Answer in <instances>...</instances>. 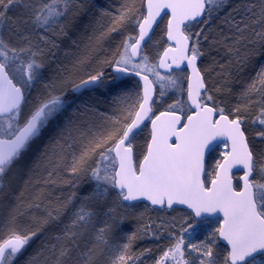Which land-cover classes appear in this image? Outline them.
<instances>
[{
  "label": "snow or ice",
  "instance_id": "1",
  "mask_svg": "<svg viewBox=\"0 0 264 264\" xmlns=\"http://www.w3.org/2000/svg\"><path fill=\"white\" fill-rule=\"evenodd\" d=\"M226 3L227 0H147V15L136 17L134 21L139 28L135 43H129L132 37L125 39L123 50L114 62L108 58L96 60L101 42L116 32L119 25L132 19L134 9L122 5L117 10L119 14L113 17L112 25L99 35L89 36V44L75 54L70 64L57 63V69L49 79L45 69L56 61L60 49L53 37L67 36L73 21L95 9L96 5L92 0H0V216L4 218L0 229H7L6 233L0 232V264H14L33 238L53 225L60 226V231L46 236L25 264H128L139 258L127 255L134 237L130 236L129 243L124 244L121 253L115 256L108 255L116 247L110 244V239L118 227L117 210L131 211L136 207L133 202L140 200L162 210L186 205L192 214L181 232L189 235L203 218L222 213L219 227L209 236L212 244H215L216 233L226 241L229 250L223 264H264V183L250 179L258 172L264 180V148L257 150L250 144L241 116L229 118L225 114V109L209 94L197 67L198 57L204 54L199 47L201 37L210 46L222 44L227 53L234 56L237 65H247L256 57L264 56V0H243L233 9L239 19L229 13L226 22L232 34L222 40H209L208 35L199 31L194 34L197 39L190 44L192 36L185 31L200 20L204 25L209 24V19L204 17L210 18ZM164 9L171 12L168 39L176 41V48L166 52L178 53V57H173L177 68L182 61H187V67L191 69V75L187 77V103L195 111L187 116V123L177 127L181 117L175 114V109L180 107L183 111L186 103L177 99L168 105V111L152 119L151 141L137 169L133 157L134 130L150 118L155 103L153 85L156 81L142 71L153 73L157 81L167 79L170 84H176L175 80L156 72L154 66H148L145 63L147 56L142 57L141 63H133L132 59L140 54L141 41L148 36ZM98 11L97 22L110 15L105 9ZM189 51L190 55L187 54ZM69 55L71 53L65 52V56ZM94 60L96 66L89 70ZM105 66L112 67L115 75L106 77ZM160 66L171 67L164 59ZM129 73L143 81L142 95L123 88V80ZM113 89L117 90L114 99L121 105L134 97L133 103L121 107L123 119L99 112L96 108L98 98L95 103L91 102V96L81 100L86 93L95 95L98 91L111 92ZM33 90L36 95L29 100ZM69 92L73 94L71 99ZM255 92L261 94L260 102L264 103V65L242 95L247 97ZM164 95L161 90L160 96ZM205 100L213 101L212 105ZM27 104L31 107L25 113ZM240 111V106L233 109L234 113ZM161 117H167V120L159 123ZM109 120L114 125L111 129L105 127ZM258 123L261 128L256 136L264 143V107L260 109ZM115 125H122V129ZM49 132L45 143L44 137ZM170 137H175L174 142H169ZM219 138L230 142L231 151L222 153L224 162H216L215 178L211 181L212 186L207 187L201 179L205 156L216 150ZM109 143L112 146L106 147ZM40 144L43 149L31 163L25 179L23 169L18 165ZM68 150H71L70 162L65 155ZM94 156L98 158L95 166L90 167L89 161ZM234 165L243 168L241 191L233 189L228 176ZM61 168L72 176L86 173L93 182L91 191L82 198L79 206L74 205L75 191L66 199L57 197L55 203L51 200L43 203L49 185L77 187L72 181L60 178ZM37 170L46 175H35ZM19 181L23 182V187L17 193L15 184ZM29 188L35 192L31 200L25 202L22 197ZM72 207L75 211L69 215ZM33 208L42 209L44 215L33 214L31 219L38 226L21 230L17 226L18 218ZM65 216H69L67 222L62 219ZM100 217H104L103 226L97 228ZM123 219L121 216V223ZM169 236L174 243L155 264H165L167 259L174 264H196L191 253L196 254L198 264H217L211 244L189 242L186 246L189 255L186 256L184 235L177 238L169 232Z\"/></svg>",
  "mask_w": 264,
  "mask_h": 264
},
{
  "label": "trees",
  "instance_id": "2",
  "mask_svg": "<svg viewBox=\"0 0 264 264\" xmlns=\"http://www.w3.org/2000/svg\"><path fill=\"white\" fill-rule=\"evenodd\" d=\"M92 3L96 5L95 9H90L86 14H83L77 17L73 21V27L69 29V34L67 36H54L53 39H56L57 43L60 45V49L57 53V59L54 62L49 64V67L52 69L50 74L45 73L47 78H51L54 75L55 70L57 69V63L60 64H70L72 58H74L75 54L84 49V46L89 44V36L99 35L100 32L106 31V29L112 25L113 17L118 15V9L121 8L122 5H128L134 9L132 19L125 21L122 25H119L116 32L110 33L107 38H105L100 45V49L98 55L96 56V60L108 58L110 54L115 51L117 56L120 55V52L123 50V41L128 37H132L129 40V43L133 42L136 34H137V25L134 23L136 17H142L144 14V0H92ZM243 3V0H227V3L221 8L214 11L211 17L205 16L204 19H209V24L204 25L202 20L198 23H193L196 26L200 25L196 30L195 27L193 29L185 28V31L190 33L192 36L191 42L195 41L197 37L194 35L196 32L203 31L206 35L209 36V40H222L224 36H231V31L229 28V24L226 22L229 19V13H232L239 19V15L233 12V9L239 7ZM107 10L110 15L104 16L102 19L97 22V17H99L98 9ZM9 15H14V13H9ZM192 24V25H193ZM51 35V33H49ZM157 36L158 44H156L154 49H151L150 46L146 43L143 45L141 50V56L147 55L151 60H156L157 56L161 52V50L166 46L167 41L165 39V18L162 19L158 25L155 27L152 36ZM151 36V37H152ZM73 41H76V44H73ZM200 50L204 54L198 57V67L202 72L204 80L206 82V87L209 90L213 86L215 89L219 88L217 91L220 93L218 95L217 102H221V106L224 105L225 102L230 101L228 104L225 103L222 106L225 109V112L228 113L230 117H235V115H239L243 118V123L250 127L249 131H246V135L249 139L250 144L253 146L254 140L260 139L256 136V132L260 130L261 126L258 123V117L261 107H264V103L261 101V94L259 92L251 93L249 96L245 97L242 93L245 92L248 85L252 83L253 79L256 77V73L260 70L261 66L264 65V56H258L247 65H237L234 56L227 53V49L222 44H215L210 46L209 42L204 41L203 38H200ZM77 45L79 47H77ZM93 46L95 43L93 42ZM65 52L71 53L69 56H65ZM146 53V54H145ZM109 59V58H108ZM114 62L116 58H111ZM206 60V61H205ZM204 61L207 62L206 66L203 67ZM231 61V64L228 62ZM203 62V63H202ZM226 65V67L221 68L220 65ZM96 66V61H93V65L90 67ZM110 66H105L104 71L106 77H110L115 75L110 71ZM207 69V71H206ZM219 74L218 81L215 80V77ZM212 76V77H211ZM211 77V78H210ZM177 78L180 79L181 83V91L176 95H172V103L173 100L183 99V76L177 75ZM78 82V81H77ZM123 88L126 91H130L133 93H140V85L138 80L129 75L126 76L123 80ZM117 90L113 89L111 92L105 90L102 93L97 92L95 95L91 93H86L84 96H81V100H88L91 96V102L95 103L97 98L99 103H96V108L99 112L104 113L106 116H111L118 119H123L121 114V107L127 106L134 102V97L125 102L124 105H121L117 102L114 97L116 95ZM33 94L31 96L36 95L35 90L32 91ZM72 93H68V98H72ZM35 97V96H33ZM186 100V98H185ZM251 100V103H249ZM186 102V101H185ZM187 106V103H185ZM237 106L241 107V111L239 113H234L233 109ZM188 111V107H186ZM231 111V113H230ZM68 115V113H66ZM63 122V119H61ZM113 123L111 120L105 123V127L111 129L113 127ZM115 127H121L122 125H115ZM51 133H46L44 137V142H47L48 136ZM122 134V131H121ZM149 138V129L148 126L145 125L134 137V143L136 144L137 140H141L143 144L144 151ZM135 150L137 154L136 145ZM262 148H264V143H262ZM112 143L106 145V147H111ZM43 149V144H40L38 148H36L29 156L21 161L18 167L23 169L24 178H27V170L31 166V163L34 161L36 156L39 155V151ZM77 152L79 151V146H76ZM140 154V152H139ZM67 157V161L71 160V150H68L65 153ZM113 155V154H112ZM137 156V155H136ZM141 156V154H140ZM138 157V156H137ZM98 156H94L89 161V166L94 167L95 161ZM139 158V157H138ZM15 171V169H14ZM35 175L44 176L46 173L42 170H37ZM60 178L72 181L77 185L76 188H73L71 184H57V185H49L45 191V200L43 203H47L48 200L56 202V198L59 197L61 200L66 199L73 191L76 192V197L74 198V205L79 206L81 200L84 196H86L93 187V182H91L86 173H81L79 176L70 175L64 168L60 169ZM253 179L260 180V182L264 183V180L260 179V174L257 172ZM23 187V182L19 181L15 184L16 192L19 193L21 188ZM35 189L29 188L25 191L22 199L27 202L31 200L34 195ZM51 193V195H49ZM113 195H115L113 193ZM10 203H15L14 201H10ZM111 203V201L109 202ZM136 205L135 209L125 212L123 209L117 210V224L118 227L115 228L111 239L110 244L115 245L111 251L108 252L109 256L119 255L122 251V246L126 243H129V237L133 236L134 238L130 242V248L127 252V255L133 256L134 258L139 257L138 259H134L129 261L128 264H155L156 260L159 259L162 255V251L167 249L174 240L169 236V232L174 233L177 238L184 233L181 232L182 227H186V221H188L189 215L191 213L183 208L174 207L173 209H164L167 213V216L172 221H169V227H165V231H160L157 223L158 213L160 210L154 209L150 207L148 204L143 202L134 203ZM72 211H75V207L70 208L69 215ZM180 211L183 213L180 216ZM178 212V213H177ZM35 214L37 216H43L44 212L42 209L33 208L25 213V215L20 216L17 220V226L21 230H28L30 228H35L38 226L37 223L33 222L31 219L32 215ZM123 216V222H120V217ZM69 216H65L62 219L64 222L68 221ZM104 217H100L96 222V227L103 226ZM4 218L0 216V224H3ZM190 222V221H188ZM157 224V226H156ZM147 226V228H145ZM6 227L0 229V232L6 233ZM60 226L53 225L49 226L45 229L44 234L38 235L33 238L30 245L27 247V250L24 252L22 256H19L15 259L14 264H25V261L28 258L35 254V252L40 248L41 242L45 239L46 236H50L53 233L59 232ZM150 232L152 234H150ZM160 238L157 239L156 237ZM206 242V241H204ZM215 242L217 240L215 238ZM219 244V243H218ZM83 247V242L81 243ZM145 249H149L150 251L144 252ZM144 253L141 255V253ZM214 257L217 262L223 264V258L227 254L226 250L217 249L213 250ZM167 264V263H166Z\"/></svg>",
  "mask_w": 264,
  "mask_h": 264
},
{
  "label": "rangeland",
  "instance_id": "3",
  "mask_svg": "<svg viewBox=\"0 0 264 264\" xmlns=\"http://www.w3.org/2000/svg\"><path fill=\"white\" fill-rule=\"evenodd\" d=\"M194 27L197 30L198 27H200V25H197L196 26L195 24H193L191 27H188V28L189 29H193ZM157 40H158L157 39V36L153 35L150 38L149 42H147V44L150 46L151 49H154L155 46H156V44H158V41ZM144 56H147V55H144ZM142 57L143 56H141L138 60L133 61V63H141L142 62ZM108 58L109 59H111V58L118 59L119 56H117L115 54V51H113ZM205 61H204L203 67H207L206 64H207L208 61L207 62H205ZM145 63L148 66H154L155 71L156 72H159L157 70V68H156V60H151V58H148V60ZM90 69H91V67L89 68V70ZM51 71H52V69L48 65V67L45 69V73L47 72V74H50L48 72H51ZM142 73L148 75L151 78V80L156 81V83H154L155 88H156V94H155V100H154L155 103L153 105V111L154 112H158L160 110H167L168 109V105L169 104H172V99H173L172 95L173 94L176 95L177 93H180V91H181V83H180V79L177 78V75L183 76V84H182L183 99H184V101H186L185 100V98H186V73H185V71L173 72V73H170V74H163V73L159 72L161 76H163V77H170L171 79L175 80L176 81V84L175 85L170 84L167 79L164 80V81H157L156 80V76L153 73H151V72H143L142 71ZM214 77H215V80L218 81V79H219L220 76H219V74H217ZM17 79H19L18 74H17ZM161 84L164 85V88L163 89H161ZM213 85L214 84H212V86L208 90V92H209L210 95H212L214 97V100L217 102L218 95L220 93H218L216 91V89H215V87ZM161 90H163L164 93H165V95L163 97L160 96ZM33 96H35V95H33ZM33 96H30L29 97V100H33L34 99ZM173 102H174V100H173ZM229 102L230 101L225 102L227 104L226 105L227 107H228ZM205 103H207L209 105H212L213 101H207V100H205ZM218 103L221 106V102H218ZM225 103H224V105H225ZM224 105H222V106H224ZM30 107H31L30 104L25 105V108H24L25 113H27V111L30 109ZM186 107L187 106L183 105V108H184L183 111H180V107H177V109H175V111H178V112H180L182 114H185ZM230 113H231V111H230ZM225 114H228V113L225 112ZM129 121H128V123H129ZM117 126H119V125H117ZM243 127L245 128L246 131H249L250 130V127L248 128V126L245 125L244 123H243ZM132 143L135 144L134 143V139L132 140ZM135 145H136V149L138 151L136 155L139 157L138 158L136 156L135 157V160H136V162H138L143 157V154H144L143 145H145V143L143 144V142L141 140H137V142H136ZM262 146L263 145H262V142H261L260 139L254 140L253 147H255L257 150H259V149L262 148ZM133 149H134V151L136 153V150H135V146L134 145H133ZM139 152H140L141 156H140ZM226 152H227V145L225 143H222V144H220L216 148V150L214 152H212L209 155V159L207 160V166H206V176H205V180L206 181H208L213 176L214 170L216 169V162L219 161L223 157L222 153H226ZM158 210H160V213H158V215L160 217L156 218L157 219V223L159 225H162L163 224V225H165V227H169V225H170L169 224L170 223L169 221H172V220L169 219L168 217H166L167 216V213L165 211H162V209H158ZM179 214L181 216L183 213L180 211ZM219 224H220V220L217 219V218L216 219L203 218L200 221L199 226L194 231H191L190 230L191 231V235H189L187 233H184V238H185V245H184V247H185V251H186V256L189 255V252H188L187 247H186L189 242H191V243H200L201 241H206L205 243L211 244V246L213 247V250H217V249L223 250L224 247L221 244H218L219 241L217 239V233L215 234V237H214V239L216 238V240H217V243L215 242V244H212V238L209 236V234L215 228H218ZM156 226H157V224H156ZM165 227H159V230L160 231H165V229H164ZM166 250L167 249H164L162 251V255H163V252L166 251ZM190 255L193 258L196 259V264H198V258L196 256V254L195 253H191ZM166 263L167 264H174V262L171 261L170 259H167L166 260ZM217 264H220V262L219 263L217 262Z\"/></svg>",
  "mask_w": 264,
  "mask_h": 264
},
{
  "label": "water",
  "instance_id": "4",
  "mask_svg": "<svg viewBox=\"0 0 264 264\" xmlns=\"http://www.w3.org/2000/svg\"><path fill=\"white\" fill-rule=\"evenodd\" d=\"M144 9H145V14H144V15H147V0H144ZM164 17H166L165 38H166V40H167V42H168V45H167L166 47L163 48V50L161 51V53L159 54V56H158V58H157V68H158V70H159L160 72L165 73V74H169V73H171L172 71H180V70L185 69L186 72H187V77H188V76L191 75V69L187 67V61H182V62L180 63V67L177 68V67L175 66V64L173 63V57H178V53H176V52H174V51H167V52H166V50H168V49H175V48H176V41H175V40H169V39H168V35H167V31H168V19L171 17V12H170V10H168V9H164V10L161 11L160 16L157 17L156 22H154V24H153L152 29L149 30V34H148V36H146L145 39H144L143 41H141L140 50H141L142 46L147 42V40H148V39L151 37V35L153 34L155 27L158 25V23H159V22L161 21V19L164 18ZM198 20H199V18H198ZM182 27H184V26L182 25ZM138 37H139V28H138V26H137V36H136L135 40H136ZM135 40H134L132 43H135ZM187 54L190 55V54H191L190 51H189ZM139 55H140V54H139ZM139 55H137L136 57H133L132 59H133V60H138ZM161 59H164V62H165L166 64H168V65H171V67H169V68L161 67V66H160ZM197 67H198V60H197ZM198 68H199V67H198ZM110 71H111L112 73H114L112 67L110 68ZM142 74H144V73H142ZM129 75L135 77V78L138 80V82H139V84H140V92H141V95H142L143 81H141L140 78H139L138 76H135L134 74L129 73L127 76H129ZM148 77H149V76H148ZM149 79H150V77H149ZM153 89H154V91H153V98L155 99V86H154V85H153ZM187 89H188V79H186V99H187ZM202 94H203V90H202ZM188 105H189V107H190V109H191L190 103H188ZM210 106H211V105H210ZM165 111H168V110H162V111H158V112H156V113H153V110H152V112L149 113V117H150V118H146V119L142 122V124L140 125V128H139L138 130H134V132L136 133V132L139 131L144 125L147 124L148 127H149V132H150V134H149V139H148V143H149V142L151 141V133H152V122H151V121H152V119H155L157 116H160V113L165 112ZM194 111H195L194 109H191V112H190L188 115L192 114ZM175 114L181 117V124H180V125H177V127H181L184 123H187V116H188V115L185 116V117H183V115H182L180 112H177V111H175ZM217 118H218V117H217ZM229 118H234V117H229ZM165 120H167V117H161V121H160L159 123H163ZM129 123H130V122H129ZM174 140H175V137H170V138H169V142H170V143L174 142ZM223 142L227 144V148H228L227 152H230V151H231V144H230V142L227 141L226 138H219V139L216 141L217 144H220V143H223ZM148 143H147V145H148ZM146 152H147V146H146V151H145V153H146ZM209 154H210V153L206 154V156H205V167H204V172H203L202 175H201V179H202L204 182H205V173H206V160H207V157H208ZM113 155H115V153H113ZM143 156H144V155H143ZM133 157H134V151H133ZM142 159H143V157L141 158V160L139 161V163H138L137 166H136L135 159H134V164H135V166L137 167V169L139 168V164H140V162L142 161ZM221 162H224V157L221 159ZM117 166H118V165H117ZM216 171H217V168H216V170H215V173H216ZM215 173H214V177H213V178L209 181V183L206 185L207 187H211V186H212L211 181L215 178ZM235 173H238L237 178H238V182H239V188H237L236 185H235V179H234V174H235ZM243 174H244V173H243V168H242L241 165H234V166L228 171V176L231 178L232 187H233V189H234L235 191H241V190L243 189V187H244V181L241 179V177L243 176ZM251 178H252V177H250V179H251ZM205 184H206V182H205ZM137 202H144V203L148 204L149 206H151L152 208L159 209L158 207L152 206V205L150 204V202H148V201L140 200V201H134L133 203H137ZM174 207L183 208V209H186L187 211L191 212V210L188 209L186 205H174ZM174 207H173V208H174ZM206 218H220L221 221H222V219H223V214H222V213H216V214H214L213 216H209V217H206ZM218 239H219L222 243H224V244L227 246L226 241H224V240L219 236V233H218ZM227 247H228V246H227ZM228 250H229V248H228Z\"/></svg>",
  "mask_w": 264,
  "mask_h": 264
},
{
  "label": "flooded vegetation",
  "instance_id": "5",
  "mask_svg": "<svg viewBox=\"0 0 264 264\" xmlns=\"http://www.w3.org/2000/svg\"><path fill=\"white\" fill-rule=\"evenodd\" d=\"M219 244H221L224 247V249L226 250V253H227V251H228L227 247L224 244H222L221 242H219ZM165 264H166V261H165Z\"/></svg>",
  "mask_w": 264,
  "mask_h": 264
}]
</instances>
